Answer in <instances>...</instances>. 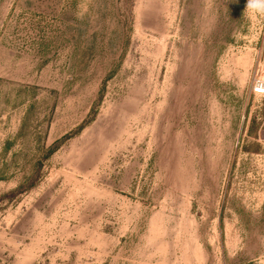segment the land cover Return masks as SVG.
Listing matches in <instances>:
<instances>
[{"label":"rangeland","instance_id":"rangeland-1","mask_svg":"<svg viewBox=\"0 0 264 264\" xmlns=\"http://www.w3.org/2000/svg\"><path fill=\"white\" fill-rule=\"evenodd\" d=\"M246 3L0 0V264H264Z\"/></svg>","mask_w":264,"mask_h":264},{"label":"clouds","instance_id":"clouds-1","mask_svg":"<svg viewBox=\"0 0 264 264\" xmlns=\"http://www.w3.org/2000/svg\"><path fill=\"white\" fill-rule=\"evenodd\" d=\"M244 14L250 17H264V0H247Z\"/></svg>","mask_w":264,"mask_h":264},{"label":"built area","instance_id":"built-area-1","mask_svg":"<svg viewBox=\"0 0 264 264\" xmlns=\"http://www.w3.org/2000/svg\"><path fill=\"white\" fill-rule=\"evenodd\" d=\"M254 90L256 93L264 95V80H259L255 84Z\"/></svg>","mask_w":264,"mask_h":264}]
</instances>
